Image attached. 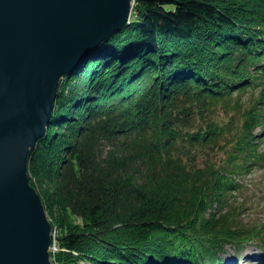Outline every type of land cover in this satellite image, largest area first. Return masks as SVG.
<instances>
[{"label":"trees","instance_id":"16d2710c","mask_svg":"<svg viewBox=\"0 0 264 264\" xmlns=\"http://www.w3.org/2000/svg\"><path fill=\"white\" fill-rule=\"evenodd\" d=\"M133 10L62 77L29 156V178L47 180L45 205L61 216L53 264H219L227 245L264 243L236 195L264 164V0Z\"/></svg>","mask_w":264,"mask_h":264},{"label":"water","instance_id":"95a60500","mask_svg":"<svg viewBox=\"0 0 264 264\" xmlns=\"http://www.w3.org/2000/svg\"><path fill=\"white\" fill-rule=\"evenodd\" d=\"M133 0H0V264H52V225L30 184L31 150L60 81L128 24Z\"/></svg>","mask_w":264,"mask_h":264},{"label":"rangeland","instance_id":"374dc122","mask_svg":"<svg viewBox=\"0 0 264 264\" xmlns=\"http://www.w3.org/2000/svg\"><path fill=\"white\" fill-rule=\"evenodd\" d=\"M135 2L133 3L134 7ZM252 93L255 95L256 92H251L250 90L247 91L246 93L243 94V100L245 102L249 99H252ZM248 102L245 103L244 106H246ZM215 116L220 120V121H226L230 118V113H226L225 109L222 107H218ZM235 119L237 122H239L240 117L236 116ZM259 134V139L261 140L259 144L260 150L264 154V129H258L256 132ZM225 158V155L222 152L215 153V155L212 157L213 160H215L217 163L221 161V159ZM206 158H203V155L198 157V162L203 163V160L205 161ZM187 160V157L185 158V161ZM29 177V175H28ZM32 178H29L30 184L35 188V190L39 193L43 204L45 208L46 215L51 222L52 225V232L54 233V236H52V242H51V247H50V254H51V261L53 264V254L56 253L59 250V247L57 246V236L60 233V226H59V221L60 215H58V211L56 206L53 207H47L45 205V200L51 197L50 192H49V187L47 180L43 178L42 176H31ZM242 179V183L244 184V188L241 192L236 193L237 196H240L241 199H244V203L247 206V209L244 210L240 218L242 219L243 222H256L259 224H264V164L263 165H256L252 166L251 170L246 173ZM235 194V193H234ZM232 194L230 197L233 198L232 196H235ZM45 199V200H44ZM241 204V203H240ZM66 216V214H63ZM62 215V216H63ZM61 217V216H60ZM248 251L243 253L241 256H237L235 253L234 247L227 245L224 248V253H222L221 257L222 258H232L238 260V264H248L250 263L253 259L245 257L247 253H252V251H256L257 253L261 254L263 256L262 261L264 263V243L263 245L261 243H254L250 246H248ZM257 261V260H256Z\"/></svg>","mask_w":264,"mask_h":264},{"label":"bare ground","instance_id":"6f19581e","mask_svg":"<svg viewBox=\"0 0 264 264\" xmlns=\"http://www.w3.org/2000/svg\"><path fill=\"white\" fill-rule=\"evenodd\" d=\"M135 2V0H133V3ZM135 17V11L133 10V7H132V9H131V12H130V15H129V21H128V24H130L131 23V20L133 19ZM127 24V25H128ZM120 31V30H119ZM119 31H117V32H119ZM116 33V32H115ZM113 35V34H112ZM111 35V36H112ZM107 40V39H106ZM80 64V63H79ZM78 64V65H79ZM77 65V66H78ZM76 66V67H77ZM52 236H54V233L52 232ZM260 259V257L258 256L256 259ZM256 259L255 260H253L252 262H250V264H260V262H258V261H256Z\"/></svg>","mask_w":264,"mask_h":264}]
</instances>
